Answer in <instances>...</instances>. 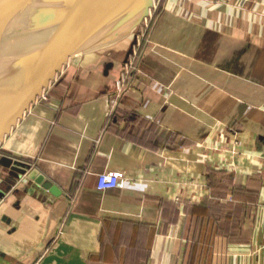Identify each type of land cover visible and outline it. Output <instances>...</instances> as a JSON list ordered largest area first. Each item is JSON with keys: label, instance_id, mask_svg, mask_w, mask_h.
<instances>
[{"label": "crops", "instance_id": "0c3cea01", "mask_svg": "<svg viewBox=\"0 0 264 264\" xmlns=\"http://www.w3.org/2000/svg\"><path fill=\"white\" fill-rule=\"evenodd\" d=\"M213 1L167 0L137 60L71 59L14 126L0 264H264V0ZM192 27L233 44H169Z\"/></svg>", "mask_w": 264, "mask_h": 264}, {"label": "water", "instance_id": "95a60500", "mask_svg": "<svg viewBox=\"0 0 264 264\" xmlns=\"http://www.w3.org/2000/svg\"><path fill=\"white\" fill-rule=\"evenodd\" d=\"M155 3L156 0H89L64 10L51 8L50 13L41 9L32 19L34 22L24 24V28L13 26L16 21L0 24V46L24 33H42L7 58L4 50L0 51V144L71 59L123 41L150 16ZM111 67L109 64L108 69ZM31 178L52 194H61L38 171H33Z\"/></svg>", "mask_w": 264, "mask_h": 264}, {"label": "rangeland", "instance_id": "374dc122", "mask_svg": "<svg viewBox=\"0 0 264 264\" xmlns=\"http://www.w3.org/2000/svg\"><path fill=\"white\" fill-rule=\"evenodd\" d=\"M29 1L32 3H29ZM45 1L47 0H27V2L26 0H0V24H3L5 22H15V20H19V18L23 17V15L29 11L22 10L21 8L23 7H20L19 9H21V11H19L16 5H29V7L32 8V4H41L45 3ZM166 2L167 0H156L155 6L151 11L150 16L139 27H137L126 39L118 43L128 45L132 44V49L133 46H135V48L137 49L136 60L138 58H141V53L145 44H150L151 40L156 44H160V42L165 39L164 33L157 29V24L158 20L160 19V16L166 9ZM213 2L217 5H222L223 0H214ZM224 2H228V4H231L235 7L243 6L241 4H238V2H234L233 0H226ZM11 3L16 5H11ZM12 8L16 9L13 11ZM199 8L201 7L198 6V10ZM203 22L204 19H200L198 21V23L201 25ZM201 31L202 30H198V28L196 27H192L190 29L184 28L182 31L172 34L171 38L169 39V44H180L181 42H183V44H187L190 42H193L192 44H233L229 35L222 32L220 29H217L214 32Z\"/></svg>", "mask_w": 264, "mask_h": 264}, {"label": "bare ground", "instance_id": "6f19581e", "mask_svg": "<svg viewBox=\"0 0 264 264\" xmlns=\"http://www.w3.org/2000/svg\"><path fill=\"white\" fill-rule=\"evenodd\" d=\"M88 1L89 0H72L70 2H66V0H47V1H45V3L32 4L31 5L32 8H30L29 5L28 6H26V5L25 6H21V5L19 6V5L11 3V5H16L17 9L19 11H21V9L26 10V11L29 10L26 14L23 15V17L19 18V20L18 19L15 20L16 22L14 23L13 26H15V27L18 26L20 28H24V26H25L24 24L33 23L34 21L32 19L38 17V16H35V14L41 13V9H43L45 13H50L51 8H57L59 10H64L67 7L84 5ZM26 2H27V0H26ZM29 3H32V2L29 1ZM10 6H6V7H10ZM20 7H23V8L19 9ZM12 9L14 11L16 8H12ZM57 9H55V10H57ZM36 12H38V13H36ZM32 14H34V16ZM42 14H44V13H42ZM42 14H40V15H42ZM19 21L23 22V23L19 24ZM6 23L7 22H5V24ZM36 31L37 32L24 33V34L20 35L19 37H13V41L8 40L6 42L8 44H1L0 47H2V48L0 49V51L2 52L4 50L3 56L5 58H7L10 55L19 52L22 48H25L27 45H30V44H25V43L30 42L31 40H35L39 34L42 35V33H40V30H36ZM16 75L17 74L15 73V76Z\"/></svg>", "mask_w": 264, "mask_h": 264}, {"label": "built area", "instance_id": "2783aa9c", "mask_svg": "<svg viewBox=\"0 0 264 264\" xmlns=\"http://www.w3.org/2000/svg\"><path fill=\"white\" fill-rule=\"evenodd\" d=\"M122 176L119 172L103 173L98 177V189L109 190L120 185Z\"/></svg>", "mask_w": 264, "mask_h": 264}]
</instances>
